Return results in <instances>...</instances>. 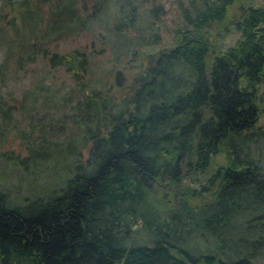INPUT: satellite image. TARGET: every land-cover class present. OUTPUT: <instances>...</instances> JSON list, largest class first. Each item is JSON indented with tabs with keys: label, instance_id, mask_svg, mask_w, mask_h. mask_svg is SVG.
I'll return each instance as SVG.
<instances>
[{
	"label": "trees",
	"instance_id": "16d2710c",
	"mask_svg": "<svg viewBox=\"0 0 264 264\" xmlns=\"http://www.w3.org/2000/svg\"><path fill=\"white\" fill-rule=\"evenodd\" d=\"M92 1L94 9L81 16L86 3L78 6L77 0H0V46L7 53L0 62V92L10 79L4 64L15 53L17 70L37 55L48 67H64L79 96L69 103L72 115L67 113L69 94L43 85L46 70L19 104L2 101L0 93L3 117L19 108L38 110V102L60 123L54 130L52 121H40L49 138L27 145L25 171L18 174L35 181L27 191L12 193L10 164L0 152L9 175L0 181V264H257L264 256V123L258 124L264 7L248 4L236 22L240 37L220 49L207 30L226 18L236 0H177L183 25L172 43L147 53V62L126 84L124 72L116 69L118 96L112 84L103 90L89 86L94 69L85 48L59 51L46 44L78 24L102 20L112 3L111 16L118 19L112 31L121 48L129 45L126 33L138 22L133 0ZM159 8L152 9L154 15ZM136 40L155 44L161 37L141 32ZM67 119L76 131H67ZM223 149L230 158L208 175L204 188H213V200L198 210L194 202L180 201L198 234L216 242V251L198 252L179 233L186 220L180 211L171 212V228L152 225L149 190L157 179L181 189L184 174L203 172L212 154ZM41 169L55 178L37 177ZM138 221L148 227V242L132 235Z\"/></svg>",
	"mask_w": 264,
	"mask_h": 264
},
{
	"label": "rangeland",
	"instance_id": "374dc122",
	"mask_svg": "<svg viewBox=\"0 0 264 264\" xmlns=\"http://www.w3.org/2000/svg\"><path fill=\"white\" fill-rule=\"evenodd\" d=\"M77 2L78 6H82L84 2L86 3V12L81 11V16H85L86 13H90L94 9L92 0H77ZM14 4L17 3L15 2ZM248 4L261 5L264 7V0H236L228 9L226 18L221 23H213L207 30L211 38L217 41V47L223 49L233 44L240 37L241 33L236 27V22L241 19ZM14 6L15 5L6 6L5 11L8 13L7 18H10L13 14V12H8V10H14ZM133 6L136 7L138 22L136 24L137 27L135 26L128 29L126 41H128L129 45L125 48H121V38L112 31L114 23L116 20L118 21L117 18L111 16L112 14H116L112 3L108 9L104 10L102 20L97 21V19L94 18L90 20L89 23L86 22L84 26L78 24L73 28L72 32L62 34L52 41L46 42V44L51 50L59 51L70 50L74 47L85 48L90 54V60L94 69L90 76L89 86L94 85L96 89L103 90L109 84H112L114 91L119 90L115 85L116 79L114 77V71L116 69H122L125 74L124 83H128L142 65L147 62L146 54L156 51L165 43L171 44L172 36L175 35L176 29L183 25V19L177 0H133ZM157 6H160V8L154 15V10L152 9ZM45 15L42 13V22L44 20L43 17H46ZM105 20H107V23ZM42 22H38V28ZM103 22L106 25L103 24ZM146 23H148L147 28L142 30V26ZM5 24L8 25L7 22H5ZM5 28L7 29L6 26ZM141 32L144 34L147 32H158L161 37V42L155 44L136 42V38L139 40ZM7 33L11 35V37L14 35L13 30H7ZM32 40L33 39L30 38V42H32ZM2 46L4 47V45ZM2 46H0V62L5 57V54H7ZM13 51L16 52V49ZM4 65H7L6 69H9L8 74L10 75V79L5 81L4 87H1L0 93L2 101L9 104H19L21 100L24 99L22 93L33 86L34 79L39 75L38 73L46 70L47 78L44 80L43 85L47 86L51 83L52 86H58L60 88L59 91H67L69 95L65 94L67 98L65 110L72 115L73 111L71 113L69 103L71 101L75 102L79 96L76 93L74 83L69 73L64 67H48L46 61L40 59L39 55H37L34 61L25 62L22 69L17 70L15 53ZM89 86L86 88L87 92L90 90ZM116 94L119 96L120 91H116ZM258 97L259 106L262 111L258 119V124H263L264 81L259 84ZM43 100L44 99L40 101ZM35 103L39 108L38 110L28 109L27 112H23V110L19 108L6 116V118L0 113V130L3 131L2 134L0 133V152L5 151L4 153H6L7 156L2 155V160L6 159L7 165L10 164L8 167L10 172H12L10 173V178L11 181L15 182L11 186L12 193L27 191L29 188L35 186V181L33 179L22 181V179H19L22 175L18 174H21V171H25L21 167V159L28 154L27 145L37 144L41 137L46 140L47 137L49 138V133H45L44 130H42L40 121H47V123L52 121L54 130L57 127L60 128V123L57 122L59 118L58 115L52 110L42 109L38 102ZM26 104L32 105V101L28 100ZM31 113L36 114L32 117L30 115ZM38 117H40V119ZM65 126L70 133L76 131V124L71 122L70 119H67ZM37 135L41 136L36 138ZM56 137L53 139L58 140L61 138L58 136ZM229 154L225 149L213 153L206 170L203 172L195 171V173L190 172L184 174L185 176L183 177V186L181 189L170 185L165 180L157 179L154 181L149 190V198L155 213L147 216L151 219L152 225H160L163 229H167V227L171 228L172 225L170 224L171 220L169 217L171 212L177 211V213H179L180 211L181 215L183 214L181 219H186L184 224L182 220V229L179 230V233L182 234L184 238H182L184 243L188 246H193V249L198 252L216 251V242L212 238H209L207 234H198L197 230L199 229L195 227V219L192 220L187 218L186 210L185 208H181L182 204H180V201L184 199L186 202H194L195 210L210 203V201L213 200L214 190L213 188L204 189L209 185L207 180L208 175L215 171L218 166L227 163L230 158ZM1 167L2 164L0 165V181L7 175L6 167H2L3 170ZM39 175L49 179L48 182H51V180L55 178L54 172H49L46 176L45 169H41V172L36 176L39 177ZM26 178H29V176L26 175ZM30 178H33V176ZM21 181L23 183H21ZM39 182L46 185V181ZM182 191H184L183 195ZM193 192H195V194L198 192V194L194 196L192 195ZM131 228L133 237L135 238L136 236V242L145 243L149 241L150 233L147 231L148 227L144 228L141 221L133 224ZM255 262L257 264H264V256L257 257Z\"/></svg>",
	"mask_w": 264,
	"mask_h": 264
}]
</instances>
